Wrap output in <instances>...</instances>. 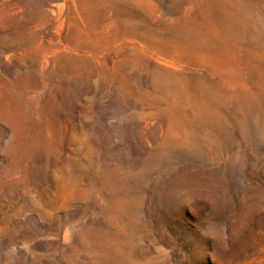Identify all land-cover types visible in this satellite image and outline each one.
I'll use <instances>...</instances> for the list:
<instances>
[{
  "label": "rangeland",
  "instance_id": "rangeland-1",
  "mask_svg": "<svg viewBox=\"0 0 264 264\" xmlns=\"http://www.w3.org/2000/svg\"><path fill=\"white\" fill-rule=\"evenodd\" d=\"M0 264H264V0H0Z\"/></svg>",
  "mask_w": 264,
  "mask_h": 264
},
{
  "label": "clouds",
  "instance_id": "clouds-1",
  "mask_svg": "<svg viewBox=\"0 0 264 264\" xmlns=\"http://www.w3.org/2000/svg\"><path fill=\"white\" fill-rule=\"evenodd\" d=\"M181 195H183V194H181ZM203 199L209 205H214L218 202L217 201V193L211 187L205 189V194L203 196ZM183 205H186L189 207L190 202L184 201ZM200 230H201V234L206 239H209L212 241H217V240L222 241L226 238L227 226H226V224H224L218 220L208 218V219L204 220L202 228Z\"/></svg>",
  "mask_w": 264,
  "mask_h": 264
},
{
  "label": "bare ground",
  "instance_id": "bare-ground-1",
  "mask_svg": "<svg viewBox=\"0 0 264 264\" xmlns=\"http://www.w3.org/2000/svg\"><path fill=\"white\" fill-rule=\"evenodd\" d=\"M50 8H51V11H52V12L55 11V9H57L56 6H50ZM52 12H51V13H52ZM167 63H168V62H167Z\"/></svg>",
  "mask_w": 264,
  "mask_h": 264
}]
</instances>
